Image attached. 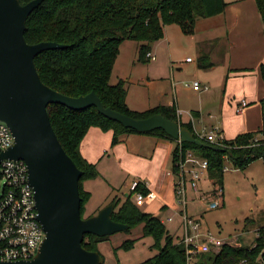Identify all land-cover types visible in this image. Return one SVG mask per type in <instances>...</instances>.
Masks as SVG:
<instances>
[{"label":"trees","instance_id":"16d2710c","mask_svg":"<svg viewBox=\"0 0 264 264\" xmlns=\"http://www.w3.org/2000/svg\"><path fill=\"white\" fill-rule=\"evenodd\" d=\"M30 1L18 0L21 5ZM254 3L264 22V0H254ZM226 7L224 0H43L27 18L24 36L29 45L51 41L65 46L64 49L43 51L34 58L40 80L49 88L71 98L94 92L105 108L131 118L146 119L154 114L161 115L188 129L194 138L206 145L197 147L179 143L161 130L149 132L175 143L170 163L174 188L178 173L176 163L182 161L184 152L189 150L198 160L207 163L205 172L208 179L214 187H218L217 190H222L224 158L240 170L252 161H264V119L259 130L213 145L196 135L191 121L181 122L174 105L156 106L143 112L131 111L126 104L125 83L119 80L112 86L109 80L119 47L124 41L138 44V61L145 63L149 60L150 46L163 39L165 26L176 25L184 35L193 36L197 19L222 14ZM260 79L264 83V64L260 66ZM47 115L62 149L82 172L78 181L80 215L86 219L85 206L90 194L83 190V183L98 177L96 166L83 159L78 150L86 132L90 128L112 132L111 145H116L121 135L142 133L126 129L120 123L98 114L94 107L74 111L59 104H50ZM258 136L262 137L254 142ZM211 146L218 149L212 150ZM138 191L147 194L141 185ZM111 203L114 204L112 220L128 226L124 232L130 233L139 227L141 237L153 239L152 247L158 253L140 264H190L186 261L184 245L174 241L157 216L144 213L134 205L131 195L122 202L113 200ZM90 216L93 214L87 217ZM256 233L250 247L223 243L217 251L196 254L190 261L193 264H264V226ZM107 239L108 236L100 238L86 234L81 246L98 252L97 245ZM136 240H125L116 250H129Z\"/></svg>","mask_w":264,"mask_h":264},{"label":"rangeland","instance_id":"374dc122","mask_svg":"<svg viewBox=\"0 0 264 264\" xmlns=\"http://www.w3.org/2000/svg\"><path fill=\"white\" fill-rule=\"evenodd\" d=\"M227 1L230 2L232 0H225V2ZM251 7L254 6H251L249 3H244L234 8L248 10L249 19L251 20L249 26H247L249 36L247 35L246 40L248 41L250 39L252 53L246 52L247 54L244 55L243 52L238 51V55L243 57L251 56L253 62L256 60L257 55V47L254 46L255 43L253 40L257 37L258 25V30L264 36V22L259 15L258 19L253 21L252 14H250ZM228 13H231L230 8L228 9ZM244 13L248 16L246 10ZM203 24L199 25L201 28L198 33L201 36L207 30L206 25ZM163 33V39L155 45V59L153 61H147L145 63L138 62V54H135L134 50H130L129 48L130 44H133L131 40L129 41L130 43H124L121 47V57L127 59V65L133 70L132 76H136V72L139 71L140 74L151 73L155 74V77L158 76L157 78H161L155 81L156 85L153 91L151 89L148 90L150 93L153 92L151 100L154 101V97L161 95L163 98L161 103L165 104L170 103L173 97L176 96L179 98L180 106L196 105L198 101L203 100L202 104L207 106L208 109L202 113L206 117H208L207 113L213 115L212 119L207 120L211 126H217L219 120H226L224 124H231L234 119H241L242 123L244 119L249 117L246 119V122L249 123L251 129L255 130L259 125V120H261L263 113L260 102L251 101L242 112L245 115H237L235 108L237 103L243 99L245 101L247 99L256 100V98H260L263 95L264 83L260 80V67L258 69L252 68L254 71L252 75H230L226 83V91L228 94L224 97V94H222V85L225 84V73L218 67L209 71H202L198 68L200 66L199 53L201 48L194 47V39L180 32V29L176 25L167 26ZM204 52H207V48H205ZM186 58L192 60L193 63L190 65L185 64ZM236 59H238L237 56ZM171 61L174 63L173 69L169 66ZM204 62L206 64L209 63V59L207 57L203 58L202 65H204ZM259 62H264L263 55ZM133 63L135 65H132ZM113 67L114 69L109 80L112 86L121 80L120 52ZM179 68L180 71H178ZM172 71L176 75L174 79H171ZM194 81H199L203 85L206 84L209 90L207 92H193L192 82ZM172 82L175 85L174 91L176 93L173 91ZM130 88V91L134 90V85L131 84ZM222 98L227 103L224 115H227L230 120L218 112V109L221 108L218 105L222 101ZM260 137L258 136L257 139H260ZM108 153H110V150H108ZM101 159L105 160L104 163L107 162L104 155ZM223 162L225 169L222 177V197L220 199L217 193L219 191L217 190L218 187L212 185L206 172L203 171L200 173L199 180L197 181V191H192L189 188V183L186 184L185 204L179 203V197L174 195L175 207L170 208L169 206L167 211L158 217L163 221L164 228L173 236L175 242L182 236L180 224L182 222V215L186 212L188 216L199 221V229L197 232L201 236L210 234L214 238L224 241L225 244L233 246L241 245L250 247L253 245L257 230L264 226V161H252L248 167L242 170L235 169L227 158H224ZM193 168L196 171L200 170L197 164ZM119 172L118 169L110 167L107 170H101L100 176L95 180L87 181L86 185L91 188L93 193L88 204L86 203L85 210L93 211L96 209L102 203L103 197L112 186L117 187L116 191L112 194L114 197L112 200L118 201L120 199L121 202L125 200L124 194L126 192L128 194L129 186L124 188L119 187V185L117 186V184L121 180L128 183L127 180L130 177L127 176V173L121 174ZM130 195L131 200L135 202L136 199L133 194ZM216 200L219 201L218 207L216 209H208V204ZM144 202L136 203V206L138 208L140 205L144 207ZM142 207L140 206V208ZM87 210L84 213L85 218L89 215ZM141 235L142 231L137 227L130 233L120 231L119 233L108 236L107 240L97 245L98 252L104 259L103 264H140L156 255L158 250L152 247L153 239L150 237H141ZM135 239L137 240L133 248L129 250L119 248L116 250L123 241ZM190 264H193L192 261H190Z\"/></svg>","mask_w":264,"mask_h":264},{"label":"water","instance_id":"95a60500","mask_svg":"<svg viewBox=\"0 0 264 264\" xmlns=\"http://www.w3.org/2000/svg\"><path fill=\"white\" fill-rule=\"evenodd\" d=\"M42 1L31 0L21 5L18 0H0V122L6 123L14 137V144L0 158L25 163L37 220L45 232L35 257L14 264H103L99 252L82 248L84 236L103 238L126 231L128 226L112 220L113 203L93 216L81 217L78 181L82 172L62 149L47 107L59 104L74 111L94 107L98 114L126 129L142 134L161 130L176 142L206 145L188 129L161 115L131 118L105 108L94 92L71 98L44 85L34 58L43 51L65 46L51 41L32 45L26 42L27 18Z\"/></svg>","mask_w":264,"mask_h":264},{"label":"crops","instance_id":"0c3cea01","mask_svg":"<svg viewBox=\"0 0 264 264\" xmlns=\"http://www.w3.org/2000/svg\"><path fill=\"white\" fill-rule=\"evenodd\" d=\"M225 1V0H224ZM227 7L225 8L222 14L212 16V18L207 19H197L195 22V34L190 36L194 39V47H200V62L198 68L202 71L213 70L218 67L224 74L225 84L222 85L223 90L222 94L224 97L228 92L226 91V83L229 79V76L237 75V76H246V74L252 75L254 73L253 69H258L264 62H259L262 55L264 56V36L263 33L260 32L257 28V37L253 40L254 46L257 47V55L256 60L252 62V57H243L238 55V51L243 52L244 55L247 53H252V47H250V39L247 41V35L249 36V32L247 31V26L250 24L248 10H241L238 7L244 3H249L251 6L250 14H252L253 21L258 19V13L256 10V6L254 0H232L225 2ZM231 5V6H230ZM231 9V13H228V9ZM247 11V15H245L244 11ZM204 23V24H203ZM206 25V32L201 36L198 33L200 30L199 25ZM167 26L164 27V29ZM164 31V30H163ZM250 38V37H249ZM124 43H130L129 41H124L120 47V67H121V80L125 83L126 87V104L128 108L132 111L143 112L150 108L156 106H171L174 105L176 107L177 113L180 115L181 122H189L192 123V128L196 134L203 133L209 134L211 132H219L223 135L224 139L230 141L235 138L239 134L247 133V132H255L262 127V121L264 119V93L260 98H256V100H248V104L251 101L260 102L262 107V118L259 120V125L255 130L251 129L249 123L246 122L247 117L242 121L235 120L231 122V124H224L226 120H219L217 126H211L207 120L212 119L213 115L208 114V117L205 116L202 112L207 108L202 104V101H198V103L190 104L188 106H180L179 98L176 96L173 97L170 103H161L163 98L161 95H157L154 97V101L151 100V96L153 92H149L148 90H154L156 82L158 79L155 77V74L151 73H142L139 71L136 72V76H132L133 70L127 65V59L122 58L121 56V47ZM130 44V50H134L135 54H138V44L132 42ZM158 42L152 44L149 48L148 57L149 61H153L155 59L154 56V48ZM205 48H207V52H204ZM243 50V51H242ZM247 52V53H246ZM242 54V53H239ZM135 56V55H134ZM236 56L238 59H236ZM131 57V56H130ZM207 57L209 59V63H203V58ZM242 57V58H241ZM117 59V58H116ZM134 59V57H133ZM189 58L185 59V64H192L193 61H186ZM116 61V60H115ZM133 61V60H132ZM139 62V61H138ZM115 64V63H114ZM174 63L170 62L171 69L174 68ZM132 65H135L134 63ZM258 66V67H257ZM251 67V68H249ZM114 69V68H113ZM170 69V70H171ZM180 71V68L178 69ZM171 79L175 78V74L172 71ZM120 79V78H119ZM261 80V79H260ZM196 82V81H194ZM193 83V82H192ZM134 85V90L130 91V85ZM202 86L207 87L206 84H201ZM173 91L175 90V85L172 82ZM193 90V89H192ZM209 88L198 89L197 92H207ZM176 93V91H174ZM228 99V98H227ZM245 100V99H243ZM246 100V101H247ZM240 103V102H239ZM237 103V105L239 104ZM135 104V105H134ZM226 101L222 98L220 101L221 108L218 109V112L223 114L226 111ZM236 105V106H237ZM248 106V105H247ZM223 107V108H222ZM248 110V109H247ZM246 110V111H247ZM243 112V111H242ZM236 113L237 115H242L243 113ZM245 113V112H244ZM195 114V117L193 116ZM233 115V114H232ZM245 115V114H243ZM215 116V115H214ZM226 116L229 120L230 118ZM210 125V126H209ZM85 135L84 139L81 141L79 145V152L83 159L87 162L94 164L98 171V176H100L101 170H107L108 168L118 169L121 174L127 173L129 176L128 183L121 180L117 184L119 187L130 186L134 181L140 182L142 185H146L147 194L144 195L145 202L142 208L139 209L144 213L153 214L157 217L163 215L167 208H174V180L173 176L170 174L171 171V154L174 150L175 143L173 141L164 140L152 134H125L121 135L119 141L116 145H111L113 134L110 131H101L98 128H90ZM262 137V136H261ZM260 137V138H261ZM110 150V153H108ZM104 155L105 159L102 160V156ZM110 171V170H109ZM119 172V173H120ZM95 180V179H93ZM87 181L85 180L83 183V190L90 194L93 193L91 188L87 186ZM112 188V191H111ZM117 187H110L105 196L103 197V201L101 204L96 207L93 211L87 210L88 214L93 213L95 215L98 211H100L104 206L110 204L113 200V192H115ZM129 188L128 194L127 192L124 194V198L130 195ZM89 197V198H90ZM91 199V198H90ZM112 200V201H111ZM120 200V199H119ZM131 202L136 205V200ZM143 202V201H142ZM88 204V202H87ZM139 204V203H137ZM85 210V212H86ZM155 210V212H154ZM193 218V217H191ZM163 223V221H161ZM199 223V221H197ZM180 229L182 231V222L180 224ZM181 236V238H182ZM179 238V240L181 239ZM178 239V238H177ZM179 240L177 242H179ZM220 240V239H219ZM222 241V240H221ZM224 242V241H222Z\"/></svg>","mask_w":264,"mask_h":264},{"label":"built area","instance_id":"2783aa9c","mask_svg":"<svg viewBox=\"0 0 264 264\" xmlns=\"http://www.w3.org/2000/svg\"><path fill=\"white\" fill-rule=\"evenodd\" d=\"M150 54H147L149 57ZM187 62L190 59L186 60ZM199 81L192 83V89H201ZM206 90L207 87L202 86ZM248 103L241 100L236 106L235 112L241 113ZM178 114V113H177ZM179 115V114H178ZM180 116V115H179ZM205 141L220 145L224 137L219 132L209 134H196ZM258 141L257 138L254 142ZM14 144V137L11 135L9 127L4 122H0V156ZM197 164L199 171L194 170ZM178 173L175 176L174 195L178 196L179 203L185 204L186 184L192 191H197V181L201 172L207 168L204 160H198L189 151L184 152L183 160L176 163ZM172 176L173 172L170 171ZM188 175V176H187ZM146 188L138 181H134L129 186V193L133 194L137 203L145 200V196L138 191V187ZM219 199L222 197L221 190L218 192ZM33 189L28 184V172L22 160L14 161L8 158H0V264H14L21 261H28L35 257L38 247L45 237L42 227L37 220ZM219 201L208 204V209H216ZM199 223L186 212L182 215L183 236L179 243L186 249V261L190 263L192 256L206 253L211 250L217 251L224 243L210 234L199 235Z\"/></svg>","mask_w":264,"mask_h":264}]
</instances>
